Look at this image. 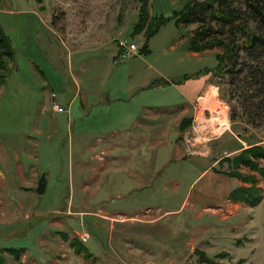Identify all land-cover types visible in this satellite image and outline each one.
Returning <instances> with one entry per match:
<instances>
[{
	"label": "rangeland",
	"instance_id": "374dc122",
	"mask_svg": "<svg viewBox=\"0 0 264 264\" xmlns=\"http://www.w3.org/2000/svg\"><path fill=\"white\" fill-rule=\"evenodd\" d=\"M180 2L149 0L150 17H169ZM138 8L139 0H0L14 48L0 83V248H24L4 264H204L201 252L220 264H264V177L253 206L216 195L213 175L198 191L214 201L190 195L201 171L217 177L213 167L227 169L219 161L247 146L236 133L245 123L230 119L227 77L214 70L219 50L188 51L192 26L170 20L149 53L116 61L119 40L145 41L144 30L132 34ZM207 100L225 110L222 128ZM142 118L147 125L132 123ZM259 124L244 135L264 145ZM228 178L229 190L243 185Z\"/></svg>",
	"mask_w": 264,
	"mask_h": 264
},
{
	"label": "trees",
	"instance_id": "16d2710c",
	"mask_svg": "<svg viewBox=\"0 0 264 264\" xmlns=\"http://www.w3.org/2000/svg\"><path fill=\"white\" fill-rule=\"evenodd\" d=\"M149 5V0H139L137 20L132 29V34L143 30L145 33L139 53L150 52V38L170 20L177 29L192 26L186 39L188 51L202 53L205 50H219L215 53L214 70L227 77L224 97L235 103L230 119L245 123L236 133L247 142V146L240 144L234 148L238 150L236 154L219 161L220 164L227 162V169L213 167V170L243 183L229 191V199L256 205L262 199L257 175L264 177V145L254 138V134L247 139L244 134L249 129L258 131L259 122L264 121V0H181L178 7L171 8L170 16L166 18L161 11H156V14L163 16L150 17ZM12 59L14 48L11 38L0 25V83L8 77V62ZM190 122L191 117H185L183 129ZM242 167L247 171L241 172ZM63 237L67 238L66 235ZM69 245L74 246L75 253L87 259L91 256L86 246L76 238H72ZM23 250V247H1L0 264L5 263L6 254L19 260ZM201 255L204 264H220L204 252ZM226 255L223 252L219 257ZM242 262L238 260L235 264Z\"/></svg>",
	"mask_w": 264,
	"mask_h": 264
},
{
	"label": "crops",
	"instance_id": "0c3cea01",
	"mask_svg": "<svg viewBox=\"0 0 264 264\" xmlns=\"http://www.w3.org/2000/svg\"><path fill=\"white\" fill-rule=\"evenodd\" d=\"M117 48H118V50H120L119 49V46H117ZM146 108H147V106H146ZM145 122H146L145 119L142 118L140 120L139 119L138 120L133 119V122L132 123L135 126L141 127L142 126V123L145 124V125L148 124V123H145ZM207 175L209 177H211V175H213V177H215V179H216L217 182H219V181L221 182V186L220 185L218 186V188H220V189H218V191H214V193H217L216 195H219L220 197H223V195H228V193L230 191L229 190L230 182H229V178L227 176L222 175V174H217L218 176L216 177L214 175V172L212 173L211 171H208V169H204L203 171L200 172V175H199L200 178H202V180L198 181L195 184V186L193 187V189L191 191V194H190L192 197H194V199H197L199 202H203L204 204H207V202H210V201H214V199L211 198L212 195L207 196L208 193L206 191H203V190L202 191H198L199 188H203L205 190V187H207V184H208L206 182V176ZM236 185H238V184L236 183ZM224 192H225V194H224ZM190 198L191 197H189L188 199H190Z\"/></svg>",
	"mask_w": 264,
	"mask_h": 264
},
{
	"label": "built area",
	"instance_id": "2783aa9c",
	"mask_svg": "<svg viewBox=\"0 0 264 264\" xmlns=\"http://www.w3.org/2000/svg\"><path fill=\"white\" fill-rule=\"evenodd\" d=\"M119 46V53L117 54L116 61H123L127 57L131 56L132 54H136L139 52V48L134 43L127 44L124 40L118 41ZM56 95L52 93V98L55 99ZM57 111H62L64 108L58 104L57 102L53 103L52 106Z\"/></svg>",
	"mask_w": 264,
	"mask_h": 264
},
{
	"label": "bare ground",
	"instance_id": "6f19581e",
	"mask_svg": "<svg viewBox=\"0 0 264 264\" xmlns=\"http://www.w3.org/2000/svg\"><path fill=\"white\" fill-rule=\"evenodd\" d=\"M208 102H209L210 105H212V108L214 109L213 111L216 112L215 113L216 117L214 118V120L220 125V128H222L223 124H221V123L222 122H226L225 110H223V113H222V111L220 110V108L218 106H215V104L211 103L210 101H208ZM221 117H223V118H221ZM217 119H219V120H217ZM220 120H222V122Z\"/></svg>",
	"mask_w": 264,
	"mask_h": 264
},
{
	"label": "water",
	"instance_id": "95a60500",
	"mask_svg": "<svg viewBox=\"0 0 264 264\" xmlns=\"http://www.w3.org/2000/svg\"><path fill=\"white\" fill-rule=\"evenodd\" d=\"M238 136H240V135L238 134ZM45 186H46V178H45V175L43 174L38 179L36 192L38 194H42L45 191Z\"/></svg>",
	"mask_w": 264,
	"mask_h": 264
}]
</instances>
